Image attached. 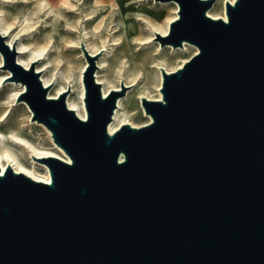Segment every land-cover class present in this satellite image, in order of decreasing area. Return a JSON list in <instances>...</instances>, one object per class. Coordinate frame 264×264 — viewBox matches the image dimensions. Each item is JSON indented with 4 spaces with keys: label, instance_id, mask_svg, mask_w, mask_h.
Returning a JSON list of instances; mask_svg holds the SVG:
<instances>
[{
    "label": "water",
    "instance_id": "water-1",
    "mask_svg": "<svg viewBox=\"0 0 264 264\" xmlns=\"http://www.w3.org/2000/svg\"><path fill=\"white\" fill-rule=\"evenodd\" d=\"M157 1L179 5L162 45L199 52L143 99L152 123L113 135L123 92L103 96L84 47L87 120L0 33L3 68L71 159H36L50 184L0 171V264H264V0L227 2V22L213 0Z\"/></svg>",
    "mask_w": 264,
    "mask_h": 264
},
{
    "label": "bare ground",
    "instance_id": "bare-ground-1",
    "mask_svg": "<svg viewBox=\"0 0 264 264\" xmlns=\"http://www.w3.org/2000/svg\"><path fill=\"white\" fill-rule=\"evenodd\" d=\"M9 1L10 0H3V4H0V33L3 37L7 38V43L10 47H12L14 43H17V62L26 70H29L33 63L41 61V63L36 66V73H40V79L45 88H52L47 94L48 98L57 99L60 95H67L70 91L69 87L74 88V85H70L72 83V75L60 72V77H58L57 73L52 70L51 61L44 60L49 52L48 45L39 46L32 43L28 44L21 40L20 32L29 30L32 27L30 24L31 21L28 16H25L20 22V31L16 32L17 28L15 23L8 21L7 13L3 8L4 4ZM62 1L64 5H72L70 0ZM151 1L156 5L155 7L143 9L141 12L140 10L134 11L127 17L128 22H126V18L123 15L122 18H124V21L117 22L114 27L110 26V24L115 22V20L111 19L107 24H102L94 28L92 27L90 32L86 31L84 28L82 31L83 36H80V38L85 37L88 40L91 36L97 39V42L91 43L87 41V43H83L90 56H96L102 51H106L110 57L112 56L111 63L106 66V73H102L105 62H101L94 74L97 83L101 85L104 97H107L112 91H124L128 87L139 86L141 83L143 84L139 89L137 102L132 100L129 94L125 97H118L113 120L108 126V131L111 135L125 124L139 128L152 123V117L146 113L143 107V99H148L150 101L162 100V71L165 70L167 73H172L182 68L192 56L199 52L198 47L189 42H184L183 46L177 49L172 46L163 47V45H161L160 38L166 37L169 34L171 23L179 18V5L175 1L161 2L150 0V2ZM235 1L236 0H224L220 12L216 5H214L207 11L208 16L214 19L221 18L227 22L226 3L230 2L234 4ZM99 3V1L96 2L95 5L97 7L88 14L90 16H88L87 19L94 18L95 16L93 15H95L97 11L106 7L104 4H101L102 2ZM171 4L175 5L174 15H168V12L165 11L166 6ZM46 5L47 2L41 0L38 4V10H43ZM115 5V1H113L111 8ZM111 30H113V33H111L113 43L111 44V48L108 49L107 41ZM98 41L101 45L98 44ZM76 46L81 49L82 53L84 52L81 40ZM165 48L172 50L171 56L189 55L182 57L180 64L170 66V53L164 50ZM0 57L1 67L3 59L1 55ZM86 66L87 62L81 67L80 72L82 87L80 100L77 101L71 95L66 97L68 108L75 111L83 120H87L88 117L85 106V86L83 82V72ZM11 74L10 71H5V74L0 76V88L5 85L7 80L11 79ZM12 84L20 85L21 88H15L8 97V100L0 103V171L4 174L8 167H12L16 173H23L35 181L50 184L52 179L48 167L36 159L42 157H57L68 163H71V159L54 142L52 132L44 124L33 120L32 110L24 100L21 99L22 95L26 92V86L16 82ZM153 85L156 86L157 93L155 95L152 94L151 90ZM17 100H22V102ZM17 105H23L27 109L28 116L26 122L17 119V117L11 121V114ZM137 106H139L141 112L147 118L144 122H138L137 120ZM34 124L42 126L48 132L52 143L50 147L42 143L32 131V125Z\"/></svg>",
    "mask_w": 264,
    "mask_h": 264
},
{
    "label": "rangeland",
    "instance_id": "rangeland-1",
    "mask_svg": "<svg viewBox=\"0 0 264 264\" xmlns=\"http://www.w3.org/2000/svg\"><path fill=\"white\" fill-rule=\"evenodd\" d=\"M40 1L41 0H10L9 2H6V4H4L3 8L7 13L8 21L15 23V26L17 28L16 32L20 31V22L23 20V18L25 16H28L30 18V24L32 25V27L27 31L20 32L21 40L28 44L32 43L39 46L48 45L49 52L44 60L51 61V68L57 73L58 77H60V72H64L67 75H72V83L70 85H74V88L69 87L70 91L67 93L66 97L68 95H71L77 101L80 100V93L82 89L80 82L81 67L87 62L86 69L83 72L84 75L85 71H87L93 64L95 67V74L101 62H105L104 67L102 68V73L104 74L106 73V66L111 63L112 57H110V55H108L106 51H100V54L91 56L93 60V63L91 64L89 58L85 55V53H82L81 49L76 46L77 43L80 42V40L84 48V42H97V39L92 36L89 40L85 37L80 38V36H83L82 31L84 30V28L86 31L90 32L92 27L94 28L97 26H101L102 24H107L111 19L115 20V22L110 24V26L114 27L117 22L124 21V18H122L123 15L126 18V22H128L127 17L134 11L140 10L141 12L143 9H148L150 7L156 6L152 1L150 2V0H70L72 2V5L69 4V6L64 5L62 0H44L45 2H47L46 7L43 10H38V4ZM98 1L100 3L102 2L101 4H104L106 7H103L102 9L97 11L96 14L93 15L95 16L94 18L87 19V17L90 16L88 14L93 9H95V7H97L95 4ZM113 1H115L116 5L111 8V4L113 3ZM223 2L224 0H213L212 7L216 5L220 12ZM0 4H3V0H0ZM174 8L175 5L171 4L166 6L165 11L168 12V15H174ZM111 33H113V30H111L109 36L110 39L108 38L107 41L108 49L111 48V44L113 43ZM160 43L162 45V41ZM98 44L101 45L99 41ZM166 46L172 45H163V47ZM12 47H15L17 51V43H14ZM172 47L176 49L179 48L174 46ZM164 50L170 53V66H176L180 64L181 58L189 55L184 54L171 56L172 50L167 48H165ZM87 53L88 55H90L88 51ZM0 55L2 56L1 53ZM35 63L37 66L41 63V61H37ZM3 66L4 60L2 66L0 67V76L5 74V71H9L8 69H4ZM13 82L16 81L7 80L5 82V85L0 88V103L6 102L15 88H21L20 85H13ZM142 85L143 84L141 83L139 86L126 88L124 91H122L123 97L129 94L130 98L137 102L139 97V89ZM51 89L52 88L48 90V93ZM151 90L153 95L157 93L155 85L151 87ZM17 101L22 102V100ZM137 107V120L138 122H144L147 118L143 115L139 106ZM27 116V109L23 105H17L15 106V110L11 114V121H13L17 117V119L26 122ZM32 131L37 135L38 139L42 143H44L48 147L51 146V138L45 128L34 124L32 125Z\"/></svg>",
    "mask_w": 264,
    "mask_h": 264
}]
</instances>
